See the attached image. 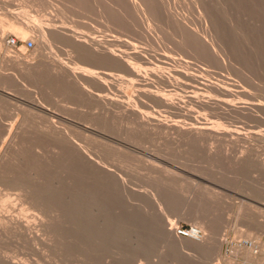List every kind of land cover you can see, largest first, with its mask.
Instances as JSON below:
<instances>
[{"label":"rangeland","instance_id":"rangeland-1","mask_svg":"<svg viewBox=\"0 0 264 264\" xmlns=\"http://www.w3.org/2000/svg\"><path fill=\"white\" fill-rule=\"evenodd\" d=\"M3 1L0 217L33 235L0 223V264H252L232 249L264 242V0ZM177 226L211 245L186 251Z\"/></svg>","mask_w":264,"mask_h":264},{"label":"bare ground","instance_id":"bare-ground-1","mask_svg":"<svg viewBox=\"0 0 264 264\" xmlns=\"http://www.w3.org/2000/svg\"><path fill=\"white\" fill-rule=\"evenodd\" d=\"M6 1V0H5ZM70 1V0H69ZM73 1V0H72ZM78 1V0H77ZM87 1V0H86ZM89 1V0H88ZM92 1V0H91ZM111 1V0H110ZM122 1V0H121ZM129 4H130V6L134 9V11L137 13V14H141V13H144V15H147V14H149L150 12H148L147 13V11H146V8L145 7H148L147 6V4H145L146 6H144L143 4L145 3H143V4H141V2L139 1V3H137L138 2V0H126ZM137 1V2H136ZM142 1V0H141ZM146 1H152V0H146ZM158 1V0H157ZM162 1V0H161ZM179 1V0H178ZM195 0H193V2H194ZM198 1V0H197ZM10 2V1H9ZM81 2V1H80ZM90 2V1H89ZM93 2H95V0L93 1ZM100 2V1H99ZM168 2V1H167ZM0 3L2 4V5H5L6 6V2H4L3 0H0ZM8 3V2H7ZM60 3V2H59ZM72 3V2H71ZM77 3V2H76ZM75 3V4H76ZM84 3V2H83ZM91 3V2H90ZM117 3V2H116ZM121 3V2H120ZM120 3H117V6H118V4H120ZM148 3V2H147ZM151 3V2H150ZM150 3H149V5H150ZM154 3H155V0H154ZM157 3V2H156ZM155 3V4H156ZM161 3V2H160ZM159 3V4H160ZM169 3H170V1H169ZM174 3H175V1H174ZM180 3V2H179ZM189 3H190V1H189ZM0 4V5H1ZM9 4H11V3H9ZM63 4H64V2H63ZM70 4V2L67 4V5H69ZM85 4H86V2H85ZM92 4V3H91ZM90 4V5H91ZM94 4H96V3H94ZM162 4V3H161ZM160 4V5H161ZM173 4V3H172ZM186 4V3H185ZM192 4V3H191ZM11 5H14V4H11ZM89 4L87 3V6H88ZM96 5H98V4H96ZM104 5V4H103ZM121 5V4H120ZM128 5V4H127ZM126 5V6H127ZM152 5V4H151ZM150 5V6H151ZM162 5H164V4H162ZM190 5V4H189ZM8 6V5H7ZM6 6V7H7ZM72 5L70 4V7L69 8H71L72 9V7H73V9H75L74 8V6H72ZM111 6H112V4H111ZM117 6H115V7H117ZM129 6V7H130ZM153 6H154V4H153ZM156 6V5H155ZM173 6V5H172ZM9 7V6H8ZM63 7H64V5H63ZM84 7V6H83ZM89 7H91V6H89ZM88 7V8H89ZM104 7V6H103ZM110 7V6H109ZM14 8V7H13ZM48 8V7H47ZM60 8V7H59ZM66 8H68V6H66ZM68 8V9H69ZM80 8L81 9H83L82 7H81V5H80ZM79 8V9H80ZM108 8V7H107ZM118 8V7H117ZM150 7H148L147 9H149ZM152 8H154V7H151L150 9L153 11V9ZM156 8V7H155ZM155 8H154V10H155ZM159 8V7H158ZM166 8V7H165ZM177 8V7H176ZM175 8V9H176ZM178 8H179V6H178ZM17 9V8H16ZM62 9V8H61ZM72 9V10H73ZM77 9V8H76ZM91 9V8H90ZM98 9V8H97ZM105 9V8H104ZM116 9V8H115ZM118 9H120V8H118ZM117 9V10H118ZM127 9H128V7H127ZM133 9L131 10L132 11V13L134 12L133 11ZM149 9V10H150ZM172 9V8H171ZM180 9V8H179ZM184 9V8H183ZM185 9H188V8H185ZM116 10V11H117ZM122 10H123V7H122ZM125 10V9H124ZM123 10V11H124ZM158 10V9H157ZM168 9H165V11H167ZM53 11V10H52ZM70 11V10H69ZM89 11V10H88ZM106 11V10H105ZM109 11H111L110 9H109ZM102 12V11H101ZM121 12V11H120ZM145 12H146V14H145ZM155 12V11H154ZM160 12V11H159ZM170 12V11H169ZM173 12V11H172ZM178 12V11H177ZM51 13V12H50ZM73 13H76V12H73ZM113 13H114V9H113ZM118 13V12H117ZM126 13V12H125ZM124 13V14H125ZM127 13H129V11L127 12ZM166 13H168V12H166ZM180 13V12H179ZM70 14H71V12H70ZM77 14V13H76ZM122 14V13H121ZM124 14L122 15V16H124ZM171 14V13H170ZM79 15V14H78ZM120 15V14H119ZM130 15V14H129ZM143 14H141L140 16H142ZM163 15H165L164 13H163ZM171 15H174V14H171ZM178 15V14H177ZM181 15V14H180ZM187 15V14H186ZM190 15V14H189ZM55 16V15H54ZM77 16V15H76ZM82 16V15H81ZM85 16V15H84ZM89 16V15H88ZM107 16H109V15H107ZM121 16V17H122ZM133 16V15H132ZM150 16V15H149ZM157 16V15H156ZM160 16H162V15H160ZM175 16V15H174ZM174 16H171V17H174ZM57 17H58V15L56 16V20H57ZM64 17V16H63ZM99 17V16H98ZM120 17V16H119ZM126 17V16H125ZM136 18H137V16H135ZM165 17L167 18V17H170V16H166L165 15ZM184 17V16H183ZM200 17H201V14H200ZM204 18H205V16H203ZM49 18H50V16H49ZM55 17H53V19H54ZM69 18V17H68ZM68 18H65V19H63V20H66L67 21V19ZM82 18H83V16H82ZM104 18H106V17H104ZM113 18V17H112ZM139 18V17H138ZM137 18V19H138ZM143 18V17H142ZM158 18V17H157ZM50 19H52V18H50ZM49 19V20H50ZM53 19L52 20H50V21H53ZM59 19H60V17H59ZM70 19V18H69ZM73 19V18H72ZM97 19V18H96ZM107 19V18H106ZM132 19V18H131ZM175 19H176V17H175ZM180 19V18H179ZM183 18L181 17V20H182ZM203 19V18H202ZM56 20L54 19V21H53V23L55 22L56 23ZM124 20V19H123ZM143 20V19H142ZM141 20V21H142ZM151 20H152V18H151ZM159 20V19H158ZM163 20H164V18H163ZM172 20V19H171ZM170 20V21H171ZM177 20V19H176ZM47 21V20H46ZM58 21V20H57ZM62 21V20H61ZM69 21V20H68ZM72 22H73V20H71ZM84 21V20H83ZM100 21V20H99ZM113 21H114V19H113ZM117 21V20H116ZM129 21V20H128ZM149 21V20H148ZM153 21V20H152ZM180 21V20H179ZM178 21V22H179ZM182 21H184V20H182ZM207 21V20H206ZM49 21H47V23H48ZM59 22V21H58ZM82 22V21H81ZM86 22V21H85ZM121 22V21H120ZM125 22V21H124ZM139 22V21H138ZM160 22V21H159ZM185 22V21H184ZM183 22V23H184ZM186 22H187V20H186ZM43 23V22H42ZM60 23V22H59ZM64 23H66V22H64ZM101 23V22H100ZM129 23H131V21H129ZM129 23H128V25H129ZM132 23H134V22H132ZM149 23V22H148ZM161 23V22H160ZM163 23V22H162ZM161 23V24H162ZM182 23V24H183ZM8 24V23H7ZM7 24H6V26H7ZM50 24V23H49ZM66 24H69V23H66ZM73 25H74V23H72ZM91 23H89V25H90ZM108 24V23H107ZM159 24V23H158ZM166 24V23H165ZM164 24V25H165ZM181 24V23H180ZM22 25H23V23H22ZM95 25V24H94ZM93 25V26H94ZM101 25H103V24H101ZM106 25V24H105ZM135 25H137V24H135ZM155 25V24H154ZM35 26V25H34ZM72 26V25H71ZM10 29H12V28H15L16 26H14L13 27V24H10L9 26H8ZM31 27V26H30ZM66 27V26H65ZM67 27H68V25H67ZM88 27H90V26H88ZM92 27V26H91ZM150 27H152V26H150ZM153 27H155V26H153ZM161 27V26H160ZM179 27L180 28H183L182 27V25H179ZM185 27V26H184ZM33 28V27H32ZM31 28V29H32ZM149 28V27H148ZM156 28V27H155ZM154 28V31H157L156 29ZM164 28V27H163ZM210 28V27H209ZM18 29V31L16 30V35L18 36V37H21V38H25V37H27L26 35H27V33L29 32L28 30H30V28L27 26V27H19V28H17ZM37 29H38V27H37ZM36 29V30H37ZM40 29V28H39ZM48 31H47V35H48V32L49 33H51V34H53V32H55V31H57L56 29H61V28H57L56 27V29H55V27H54V29H48V28H46ZM63 29V28H62ZM64 29H66V28H64ZM64 29H63V31H64ZM68 29H70V28H68ZM68 29H66V31H69ZM153 29V28H152ZM184 29V28H183ZM183 29H182V31H183ZM185 29H187L186 27H185ZM184 29V30H185ZM13 30V29H12ZM33 30H34V28H33ZM150 30V29H149ZM164 30V29H163ZM169 30V29H168ZM189 30V29H188ZM15 31V30H14ZM41 31V30H40ZM62 31V30H61ZM160 31H162V30H160ZM180 31V30H179ZM209 31V30H208ZM147 32V31H146ZM185 32V31H184ZM184 32H182L183 33V36H185L186 34H184ZM187 32V35H188V33L190 32V31H186ZM193 32H194V30H193ZM56 34H57V36H58V34L59 33H57V32H55ZM64 33V32H63ZM62 33V34H63ZM161 33V32H160ZM192 33V32H191ZM207 33V32H206ZM51 34H49V35H51ZM39 35V34H38ZM42 35V34H41ZM48 35V36H49ZM189 35H192V34H189ZM196 35H198L199 36V34H196ZM207 35V34H206ZM205 35V36H206ZM53 36V35H52ZM56 36V35H55ZM150 36V35H149ZM178 36V35H177ZM193 40H196V39H198V38H196V39H194V33H193ZM208 36V35H207ZM4 37H5V34L3 33L2 34V36L0 37V44H1V42H3V39H4ZM42 37H43V35H42ZM46 37V36H45ZM51 37V36H50ZM49 37V38H50ZM59 37V36H58ZM61 37H63V36H61V32H60V38ZM67 37H68V35H67ZM158 37V36H157ZM168 37V36H167ZM189 38H190V40H191V38L192 37H190V36H188ZM201 36H199V39L200 40H202V38H200ZM38 38V37H37ZM47 38V37H46ZM65 38V37H64ZM150 38V37H149ZM187 37H184L183 38V40L184 39H186ZM208 38V37H207ZM152 39V38H151ZM170 39V38H169ZM211 39V38H210ZM38 40V39H37ZM160 40H161V38H160ZM166 40V39H165ZM179 40H181V39H179ZM43 41H45V40H43ZM48 41V40H47ZM187 40H185V42H186ZM192 41V40H191ZM204 41V40H203ZM56 42V41H55ZM162 42V41H161ZM164 42H167V41H164ZM184 42V41H183ZM182 42V43H183ZM193 42V41H192ZM191 42V44L193 45V43ZM198 42V41H197ZM199 42H201V41H199ZM54 43V42H53ZM83 43V42H82ZM181 43V44H182ZM211 43V42H210ZM50 44V43H49ZM49 44H47L48 46H49ZM81 44V43H80ZM80 44H78L79 46H80ZM85 44H87V43H85ZM180 44V45H181ZM190 44V43H189ZM203 44V43H202ZM204 44H206V42H204ZM207 44H208V42H207ZM206 44V46L207 47H209V44L207 45ZM54 45V44H53ZM88 45V44H87ZM199 45H201V44H199ZM47 46V47H48ZM78 46V47H79ZM84 47H85V45H83ZM183 46H185V45H183ZM187 46V45H186ZM193 46H198L197 44H195V45H193ZM210 46H212L211 44H210ZM1 47V46H0ZM55 47V46H54ZM88 47V46H87ZM204 47H205V45H204ZM89 48V47H88ZM93 48V47H92ZM202 48V47H201ZM211 48V47H210ZM45 49V48H44ZM80 49H81V46H80ZM90 49V48H89ZM203 49V48H202ZM201 49V50H202ZM207 49V48H206ZM206 49H204V50H206ZM49 50H50V48H49ZM53 51H54V49H52ZM79 50V49H78ZM82 50H84V49H82ZM81 50V51H82ZM196 50V49H195ZM198 50V49H197ZM209 50H211V49H209ZM209 50H207V51H209ZM86 52H87V50H85ZM199 51H200V49H199ZM10 52V51H9ZM51 52V51H50ZM49 52V53H50ZM74 52L76 53V51L74 50ZM73 52V53H74ZM88 52H89V50H88ZM92 53L93 52H95V51H91ZM90 52V53H91ZM203 52V51H202ZM80 53H82V52H80ZM91 53V54H92ZM9 54V53H8ZM79 54V53H78ZM91 54H88V55H91ZM96 54V53H95ZM94 54V55H95ZM10 55V54H9ZM13 55V54H12ZM11 55V56H12ZM43 55V54H42ZM48 55H50V54H48ZM81 55V54H80ZM82 55H83V53H82ZM86 54L84 53V57L86 58V57H88V55L87 56H85ZM97 55V54H96ZM8 56V55H7ZM17 56V55H16ZM47 56V55H46ZM51 56V55H50ZM49 56V57H50ZM79 56V55H78ZM82 56V57H83ZM99 55H97V57H98ZM10 57V56H9ZM17 57H19V56H17ZM45 57V56H44ZM11 58H13V56L11 57ZM81 58V57H80ZM89 58H90V56H89ZM8 59V58H7ZM14 59L16 60V57H14ZM14 59H12V60H14ZM47 59V58H46ZM98 59H99V57H98ZM89 60V59H88ZM93 60V59H92ZM9 61H11V60H9ZM94 61V60H93ZM96 61V60H95ZM99 61V60H98ZM46 63V62H45ZM39 64V65H36V67L34 66V67H30L29 65H27L25 62H23V61H21V59H17L16 61H14V63L13 64H15L16 65V67L17 68H20V69H23L24 71H35V70H40V69H43L45 66H46V64ZM49 63H51V62H49ZM49 63H48V65L47 66H49ZM52 65V64H51ZM57 65V64H56ZM61 65V64H60ZM53 66V65H52ZM59 66V65H58ZM63 67H64V65H62ZM61 66V67H62ZM74 67H75V65H74ZM77 67V66H76ZM76 67H75V69H76ZM82 68V67H81ZM19 69V70H20ZM64 69H66L65 67H64ZM63 69V70H64ZM78 69V68H77ZM79 69H80V67H79ZM86 69V68H85ZM45 70V69H44ZM50 70V69H49ZM51 70L54 72V71H57L58 70V68L56 67V66H53V67H51ZM62 70V71H63ZM70 70V69H69ZM68 70V71H69ZM83 70V69H82ZM22 71V70H21ZM67 71V70H66ZM67 71V72H68ZM84 71V70H83ZM85 71H88V70H85ZM89 72V71H88ZM87 72V73H88ZM28 73V72H27ZM81 73V72H80ZM83 74H84V72H82ZM56 74H58V73H56ZM66 74V73H65ZM86 75V74H85ZM55 76V75H54ZM129 95H126L125 93L123 94V96H124V98L125 99H130L131 97L133 98V95H130L131 93L129 92L128 93ZM48 113V112H47ZM50 114V113H49ZM52 114V113H51ZM46 115V114H45ZM48 117V116H47ZM50 118V117H49ZM65 121V120H64ZM65 124V123H64ZM63 124V125H64ZM71 126V125H70ZM73 126V125H72ZM78 126V125H77ZM66 127V126H65ZM81 127V126H80ZM82 128V131L85 129V131H87V133H88V129H86V127H84L83 128V126L81 127ZM67 130V129H66ZM71 130V129H70ZM73 130V129H72ZM80 130V129H79ZM91 131V130H90ZM80 132V131H79ZM84 132V131H83ZM81 133V132H80ZM85 133V132H84ZM84 160H86V159H84ZM86 162V161H85ZM78 163V162H77ZM77 165V164H76ZM77 169V168H76ZM81 169V168H80ZM79 170V169H78ZM81 171V170H80ZM76 172H77V170H76ZM79 172V171H78ZM83 172V171H82ZM76 174V173H75ZM82 174V173H81ZM80 174V175H81ZM79 175V173L77 174V176ZM84 176V175H83ZM80 179H82V178H78V180H80ZM83 179H85V177H83ZM77 180V181H78ZM86 180H87V178H86ZM85 182V181H84ZM80 183V182H79ZM81 186V185H80ZM80 186H78V187H80ZM81 188V187H80ZM79 188V189H80ZM77 189V188H76ZM87 190H88V188H87ZM78 191V190H77ZM86 191V190H85ZM79 192V191H78ZM80 193V192H79ZM79 193L77 194V195H79ZM86 193H88V191L86 192ZM83 194V193H82ZM81 194V195H82ZM89 194V193H88ZM80 196V195H79ZM79 196H78V198H76V199H79ZM87 196V194L85 195V197ZM76 197V196H75ZM81 197H83V195L81 196ZM85 197H83V199L85 198ZM81 199V198H80ZM76 201V200H75ZM78 201V200H77ZM83 201H85V200H83ZM80 202H81V200H80ZM81 203H83V202H81ZM88 203V202H87ZM84 204V203H83ZM83 204H81L82 205V207H83ZM76 206H77V208L76 207H74V209L76 208V213H79L80 212V210H79V204H78V202H77V204H76ZM73 207V206H72ZM83 211H84V209H83ZM240 211H241V209H237V212H239L240 213ZM78 215H81V213H79ZM5 216V215H4ZM12 217H10V219H9V217H7V218H5V217H0V223H4L3 225H5V224H7L9 227H11L12 229H15V230H17V231H15L14 230V232H18V230L20 231V232H22L23 234H25L27 237H32V235H33V231H32V229H33V226L30 224V221H28V220H26L25 218H21L20 217V219H18V218H12ZM1 225V224H0ZM262 228H261V230H260V232L261 233H264V221L263 222H261L260 224H259ZM8 227V228H9ZM11 228H10V230H11ZM196 228V227H195ZM196 229H198L199 231H201V233H202V235H201V239L199 240V241H194V240H190V239H183V238H179V237H173L175 240H178L179 241V244L181 243V242H184V244H182V247L183 248H185V250L187 251V249H189V248H196V249H199V250H201V248L202 247H208L209 245H211L210 244V242L208 243V241H207V239H204V230H203V227L202 226H199V228H196ZM19 232V233H20ZM167 233H169V234H171V229H168L167 230ZM24 235V236H25ZM242 237H245V238H248L250 241H252V242H254V244L256 245V246H259L260 247V251H261V254L259 255V256H254L253 255V252H252V250H250L249 248H247V247H244V246H242L241 245V242L243 241V240H241V238ZM237 238H239V242H240V244H238L235 248H233L232 250V252H233V254H235V257L236 256H238V257H241L243 260H245V261H247V262H249V263H252V264H264V246L263 245H261L260 246V242H259V240H258V237L257 236H254L253 234H251V233H249V232H244V231H238V237ZM186 242V243H185ZM180 247V246H179ZM182 249V248H181ZM189 251V250H188ZM233 261V260H232ZM225 264H232L231 263V260H229V259H227L226 260V262H225Z\"/></svg>","mask_w":264,"mask_h":264},{"label":"built area","instance_id":"built-area-1","mask_svg":"<svg viewBox=\"0 0 264 264\" xmlns=\"http://www.w3.org/2000/svg\"><path fill=\"white\" fill-rule=\"evenodd\" d=\"M6 43L10 47H16V45H17L14 38H7ZM24 48L26 50L32 49L33 48V42L31 40H26L24 42ZM173 232H174V235L179 237V238L190 239V240H194V241H199L201 239V235H202L201 231H199L195 227L183 228V227L177 226L173 229ZM238 244H240L239 241L237 242V245ZM241 245L252 250L253 255L256 257L261 254L260 247L256 246L254 244V242H252L250 240H243L241 242ZM261 245L264 246V242H260V246Z\"/></svg>","mask_w":264,"mask_h":264}]
</instances>
